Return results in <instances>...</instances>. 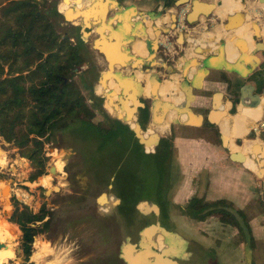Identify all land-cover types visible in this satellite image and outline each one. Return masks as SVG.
Returning a JSON list of instances; mask_svg holds the SVG:
<instances>
[{
  "label": "crops",
  "instance_id": "obj_1",
  "mask_svg": "<svg viewBox=\"0 0 264 264\" xmlns=\"http://www.w3.org/2000/svg\"><path fill=\"white\" fill-rule=\"evenodd\" d=\"M173 1V6L168 7L166 0H66L64 11L71 10L66 15L73 16L67 22L59 9L63 4L61 0L59 25L78 31V46L85 59L80 69L84 68L91 93L102 99L103 109L111 114L107 106L113 112L119 106H127L130 115L122 110L125 125L133 122L141 131H152L158 138L156 146L161 139L172 138L171 186L165 196L166 212L174 227L173 233L186 252L184 261H191L192 255L197 259L191 264H242L243 249L249 245L245 252L249 264H264V225L258 219L250 223L251 238L247 244L237 229L222 226L216 217L195 223L178 211L179 206L193 197L208 202L224 199L242 212L251 211L257 202L258 182L254 172L230 158L231 154L240 153L247 163L251 147L257 144L255 140L248 141L251 127L247 131L246 124L236 112L232 113L243 107V103L256 109L244 99L248 94L262 96L264 93V68L260 67L264 60L250 71L242 66L249 58L257 56L255 40L250 38L254 30L243 32L248 25L245 15L235 11L240 7L239 2L234 1L230 8L235 9V13L219 10L217 18L225 15L224 21H214L215 12H212L211 16L200 17L198 22L214 21L224 32L235 35L242 31L243 37L226 41L210 36L198 40L201 48L209 49L207 53H199V46L188 48L185 42L178 44L181 29L171 20L176 9V1ZM215 9L218 10L216 6ZM239 13L244 22L235 29H227L238 23ZM255 14L250 13V17ZM235 18L237 21L233 20ZM190 27L188 25V31ZM261 27L263 32L264 25ZM259 33L258 38L262 37ZM166 37L168 42L177 43L169 54L159 45ZM98 43L104 53L97 50ZM231 45L235 48L227 50ZM216 64H225L237 71L222 66L214 68ZM108 90L113 92L112 103H108ZM86 92L89 91L83 94ZM146 109L147 118L142 115ZM212 138L214 143L210 142ZM222 138H226L227 143H223ZM246 140L244 149L240 148V142ZM260 156L257 158L261 164L264 159ZM249 159L251 167L259 165ZM139 222L137 219L133 225ZM157 236L158 233L154 239Z\"/></svg>",
  "mask_w": 264,
  "mask_h": 264
},
{
  "label": "trees",
  "instance_id": "obj_2",
  "mask_svg": "<svg viewBox=\"0 0 264 264\" xmlns=\"http://www.w3.org/2000/svg\"><path fill=\"white\" fill-rule=\"evenodd\" d=\"M173 4V0H166L168 7ZM58 18L62 15L56 9V0H0V136L29 161L30 182L46 174L44 148L52 144L55 131L68 133L72 141L83 146L84 154L110 155L108 150L113 145L116 149L123 147V159L134 183H119L113 188L120 200L118 214L133 225L138 219L135 206L145 200L157 204L162 216L167 217L165 196L171 186L172 138L161 139L156 146L158 138L152 131L138 132L146 139L147 150L156 146L153 154H146L129 127L107 114L102 99L91 93L87 101L83 92H92V88L88 87L86 77L80 85L75 79L84 72L80 68L85 63L78 37L71 29L58 33L53 22ZM256 55L242 65L245 70H253L264 60L262 52ZM260 67L264 68V64ZM121 109L130 115L127 107ZM97 113L102 120H96ZM259 114L260 108L245 105L239 108L237 116L248 130L255 127L252 125L258 118H263ZM142 115L147 118L148 110H143ZM251 168L257 171L259 165ZM13 207L9 222L21 233L20 253L27 262L34 238L43 233L52 213L46 204L37 213L27 206L19 208L16 201ZM178 211L195 223L216 217L222 226L233 227L240 234L243 229L249 231L244 212L224 199L208 202L193 197Z\"/></svg>",
  "mask_w": 264,
  "mask_h": 264
},
{
  "label": "rangeland",
  "instance_id": "obj_3",
  "mask_svg": "<svg viewBox=\"0 0 264 264\" xmlns=\"http://www.w3.org/2000/svg\"><path fill=\"white\" fill-rule=\"evenodd\" d=\"M51 1L53 0H48V2ZM59 1L61 0H56L57 11ZM62 1V5L65 6L64 2L66 0ZM199 1H207L217 7L222 4V0ZM246 3H249V6L258 11L264 5L259 3L258 0H242L239 2L240 10H237V12L243 13L245 17L247 16L245 22L248 25H252L253 30H256L254 31V35L257 36L260 28H262L261 26L264 25V13L260 11L259 19L261 21L252 19L250 13L256 12V10H248ZM181 6L176 8L171 14L172 21L176 20L175 15ZM218 12L219 10L214 13L215 17L212 16L213 20L217 22L224 21L225 15L220 16L221 18L218 20ZM60 21V18L53 20L56 25V31L63 33L66 29L60 27ZM214 21H212L211 25H207V22L202 20L198 24H195L194 31L189 30L186 33L183 31L185 34L183 36L184 42L188 45V48L199 46L198 40H205L210 36H218V40L226 41L235 37L234 33L224 32L223 27L220 25L215 26L213 24ZM72 33L74 36H79L78 31ZM252 36L253 34L250 35V38ZM73 40L76 42L75 39ZM219 42L217 41V43ZM258 42L262 44L260 50L264 52L263 37L255 40L256 48ZM199 47L197 50L199 49L201 53L209 51V49ZM220 47L222 46L220 45ZM85 77L86 73L82 72L78 73L75 78L78 80L77 82L81 83V80ZM112 95L113 92L108 90L106 96L110 103H112ZM84 96L89 102L91 92H86ZM253 96L248 94L245 99L250 101ZM262 97H264V93ZM122 106L127 107L125 105ZM122 106L117 107L116 112L107 114L114 119L120 117V121L125 124V119L123 118L126 116L122 114ZM238 111L239 109H236L232 113H238ZM96 120H102V116L98 113L96 114ZM250 132L248 134L253 136L248 141H252L253 139L264 146V141L262 140L264 131L260 129L256 132ZM248 141L240 142V148L244 149L245 143ZM210 142L214 143V138ZM141 146L144 147L143 145ZM83 151V146L78 142L72 141L68 133L60 130L55 131L52 144L44 148V155L47 158L46 174L34 182H30L28 180L31 173L29 161L21 158L17 149L12 144L8 143L6 145L4 140L0 139V154L1 156H5V165H1L0 159V224L4 222L5 225H14L9 222L14 210V201L18 203L19 208L27 206L33 213H37L41 206L46 204L52 213L51 220L43 233L34 238L32 253L27 262L24 261L21 253L17 254V249H20L21 237L18 227L14 225L18 230V234L16 235L4 233L3 239L0 240V253H6L7 257H5V262L1 264H123L119 259V247L131 235L134 236L135 241H139L138 234L143 227L142 221L150 223V227L155 225L161 228L164 223L171 225L169 218H162L160 214L155 215L153 213L140 218L138 225L137 223L129 225L118 214V206L111 207L110 203L104 202L103 199H100V202L98 201L101 195L106 196L107 202H110L111 197H116L113 188L117 184L121 183L123 186H132L134 183L123 159V147L116 149V146L113 145L108 150L111 151L110 155L95 154L94 152L93 154H84ZM118 156L120 157L118 158ZM51 167L55 168L54 174H50ZM44 177H48L47 182H40ZM257 182V202L253 204L251 211L247 210L244 212L249 225V231L243 229L241 235L246 239L247 244L250 243L251 238V221L256 218V220L258 219L264 225V174L257 179ZM54 187H58L59 192H51L48 197H45V190H52ZM147 204H152V202L148 201ZM4 211L8 212L7 217L3 216ZM143 211H146V209H143ZM170 229L173 232L174 227L171 225ZM154 237H156V234ZM154 237L152 238L151 236L145 242L147 246L151 248V245L155 248L159 247L162 249V253L166 249H170L173 253L172 258H175L176 262L180 260L185 262L186 252L183 250L182 242L179 238L174 235L172 236V240L162 234H158L157 238H155L156 240ZM248 246L243 249L242 264H249L248 253H245L248 252ZM190 257L191 261L188 260L190 263L197 259L196 256L190 255Z\"/></svg>",
  "mask_w": 264,
  "mask_h": 264
},
{
  "label": "water",
  "instance_id": "obj_4",
  "mask_svg": "<svg viewBox=\"0 0 264 264\" xmlns=\"http://www.w3.org/2000/svg\"><path fill=\"white\" fill-rule=\"evenodd\" d=\"M242 1V0H240ZM259 3L264 4V0H258ZM181 5H189L190 6V11L189 13L186 15V23L189 26H193L194 24H196L199 20L200 17H208L212 14V12L215 10V5L212 3H204L202 1L199 0H177L175 2V7L178 8ZM201 6H204L201 9ZM60 13V12H59ZM61 14V13H60ZM38 15V14H37ZM238 23L235 25H229L227 27V29L231 28V29H235L238 27V25H240L241 23H243V15L241 13L238 14ZM63 17L65 19V21L70 22L73 18L72 15H66V13L63 14ZM230 19V18H229ZM86 25V24H85ZM183 33L180 32L178 37H177V42L178 44H182L184 43V38H183ZM262 46L261 43H257V49L258 51L260 50V47ZM97 50H99L100 52L104 53V49L101 46L100 43L97 44ZM242 51V50H240ZM243 52V51H242ZM201 53V52H199ZM262 59H264V57H262ZM220 66H222L223 68L227 69V70H236L233 69L232 67H229L228 65L225 64H216L214 65V68H220ZM237 71V70H236ZM74 73L77 72V69L73 70ZM240 73V71H239ZM243 74V73H242ZM244 76V75H243ZM241 98L243 99V95L244 93L241 90ZM259 97L258 94H255L251 99L250 102H253L255 100H257V98ZM248 105V104H244L243 106ZM117 120H121L120 117H117ZM212 120V119H211ZM129 129L133 132V134L135 135V138L138 140L139 144L144 146V152L146 154H153L154 153V148L153 149H149L147 150L146 147L148 146L146 142L142 141V139L137 135V132L135 130H133L130 126H128ZM253 135H251L252 138ZM0 139L3 140V138L0 136ZM222 142L224 143V138H222ZM253 140V139H252ZM158 141V140H157ZM4 143L6 145H8V142L4 141ZM260 146V145H259ZM257 144L253 145L251 147V151H250V155L248 156L249 158L253 159V161L255 163H259L260 159L257 158V155H261V160L264 159V148H260ZM154 147V146H152ZM241 154L240 153H234L230 155L231 160L235 161V162H240L243 163V159L241 158ZM255 156V158L253 157ZM259 159V160H258ZM55 173V168L51 167L50 168V174H54ZM264 174V164H260L259 163V171L258 172H254V176L256 179L262 177ZM9 190V189H8ZM51 192H59V188L58 187H54L52 190L51 189H47L44 192L45 197H48ZM1 194V193H0ZM5 194V193H3ZM100 199H103L104 202L106 203H110L111 207H116L120 204V200L116 197H111V199L109 200L110 202H107V198L105 195H101L100 198L98 199V201ZM100 202V201H99ZM143 209H146V211H143ZM135 213L137 215V218L140 220V218H142L143 216L148 215L149 213H153L155 215H161V210L159 208V206H157V204H147L145 200H142L140 202L137 203V205L135 206ZM3 216L7 217L8 216V212L4 211L3 212ZM163 218H166L163 217ZM142 221V220H141ZM142 230L141 232L138 234L139 236V241H135L134 236L131 235L126 241L125 243H123L120 247H119V259L122 261L123 264H191L189 262H182L181 260L179 262L175 261V258H172V252L170 249H166L165 252L162 253V250H159L158 248H155L153 245L151 249H148L145 247V242L147 241V239L152 238L155 236V234H162L163 236H166V238L168 239H172V236H174V233L171 231V225L164 223L163 226L160 228V226H149L148 223L142 221ZM150 224V223H149ZM149 226V227H147ZM168 228V229H167ZM138 243L135 245V243ZM20 253V249H17V254ZM177 260V259H176Z\"/></svg>",
  "mask_w": 264,
  "mask_h": 264
},
{
  "label": "bare ground",
  "instance_id": "obj_5",
  "mask_svg": "<svg viewBox=\"0 0 264 264\" xmlns=\"http://www.w3.org/2000/svg\"><path fill=\"white\" fill-rule=\"evenodd\" d=\"M234 1H239V2H241L240 0H222V4H221V6H219V7H217L218 8V10H220V11H222V12H224V13H227V14H231V13H235V12H233L234 10L232 9L231 10V8H230V6H231V4H232V2H234ZM74 2V1H73ZM68 3H69V1H68ZM68 3H66V6H63V5H61V7L59 8L61 11H63L64 13H65V11L64 10H66L67 9V4ZM242 4V3H241ZM262 5H264V4H262ZM246 6H247V8L250 10V11H252V10H256V9H254L253 7H251V6H249V3H246ZM71 10H68V11H66V13H69ZM235 11H237V8H236V10ZM260 11L263 13L264 12V7H262L261 6V9H260ZM260 11H258V10H256V14H255V17L254 18H252V19H255V20H259V17H260ZM216 12V11H215ZM233 20H236L237 21V18H235V19H233ZM245 20H247V16L245 17ZM236 21H234L233 23H235ZM244 22V21H243ZM246 23V22H245ZM248 25V24H247ZM255 25V24H254ZM257 27V26H256ZM258 29V28H257ZM251 31H253V28H252V25H248V27L246 28V30H244L243 32L245 33V32H251ZM254 31H256V30H254ZM260 31H261V29H260ZM259 31V32H260ZM242 31L241 32H237V34H235V37H234V40H239V39H241L242 37H243V35H244V33H243ZM258 32V33H259ZM247 33H245V34H247ZM259 34H261L260 36H264L263 34V32L261 31ZM258 38V36H256V35H253L252 36V40H256ZM235 47L234 46H229L228 47V49L227 50H233ZM258 52H262L261 50H259ZM262 55H263V57H264V52H262ZM175 95V94H174ZM244 101H248L247 99H244ZM249 103H251V104H254L255 106H256V108H260V116L259 117H263V112H264V97H258L257 98V100H255L254 102H250L249 101ZM235 115H237V113L235 114ZM234 115V116H235ZM260 121V119L258 118L254 123H253V125L252 126H256L257 124H258V122ZM130 127L133 129V130H135L136 132H137V135L139 136V134H138V132H141V130H139V128H138V126L134 123L133 124V126H131L130 125ZM248 131V130H247ZM142 132H145V131H142ZM147 132V131H146ZM244 135V134H243ZM140 137V136H139ZM141 138V137H140ZM142 139V141H145L146 139H144V138H141ZM223 141V140H222ZM224 141H226V138H224ZM4 158H5V156H1V154H0V159H1V165H5V160H4ZM243 164H245V166L249 169V170H251V171H253V172H258L259 170H253L252 168H251V165H252V160H250L249 158L247 159V163H244V161H243ZM47 179H48V177L47 178H42L41 180H40V182H47ZM50 179V178H49ZM50 184V183H49ZM48 186V185H47ZM17 229H16V227L15 226H13V225H5V223L3 222L2 224H0V240H2L3 239V236H4V233L5 234H10V235H16V234H18L17 233V231H16ZM8 231V232H7ZM145 247L146 248H148V249H151V247L150 246H147V245H145ZM5 257H7V255H6V253H0V264L1 263H3V262H5Z\"/></svg>",
  "mask_w": 264,
  "mask_h": 264
},
{
  "label": "built area",
  "instance_id": "obj_6",
  "mask_svg": "<svg viewBox=\"0 0 264 264\" xmlns=\"http://www.w3.org/2000/svg\"><path fill=\"white\" fill-rule=\"evenodd\" d=\"M189 11H190L189 5H182L180 7V9L177 10V13L175 15V19H176L175 22L177 24L176 27H179L181 29L180 32H182V33H183V31H184V33H186L189 29L188 25L186 23V15L189 13ZM71 42H74V40L71 39ZM159 45L164 50L166 49L168 51V54H169L171 52V50H173V48L177 46V43L175 41L174 42H170V41L168 42L167 37H166L165 40L159 41ZM260 129L262 131H264V116L258 122V124L255 127H251L250 131L256 132L257 130H260Z\"/></svg>",
  "mask_w": 264,
  "mask_h": 264
},
{
  "label": "flooded vegetation",
  "instance_id": "obj_7",
  "mask_svg": "<svg viewBox=\"0 0 264 264\" xmlns=\"http://www.w3.org/2000/svg\"><path fill=\"white\" fill-rule=\"evenodd\" d=\"M215 11H216V9H215L213 12H215ZM210 16H211V15H210ZM211 24H212V23L207 22V25H211ZM214 25H216V23H214ZM194 26H196V25L191 26V27H190V30H193V31H194ZM213 50H215V49H213ZM108 103H110V101H108ZM107 109H108L109 112L112 113V111H113L112 108H110V107L107 106ZM145 132H146V131H145Z\"/></svg>",
  "mask_w": 264,
  "mask_h": 264
}]
</instances>
